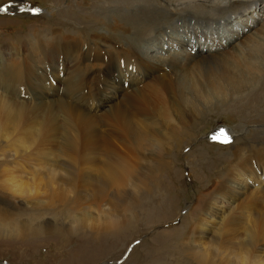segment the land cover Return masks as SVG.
<instances>
[{
    "label": "bare ground",
    "instance_id": "1",
    "mask_svg": "<svg viewBox=\"0 0 264 264\" xmlns=\"http://www.w3.org/2000/svg\"><path fill=\"white\" fill-rule=\"evenodd\" d=\"M116 1V5H113L115 9L121 10L120 7L131 5L132 8H135L134 15L126 14L122 18L114 16L111 18L112 23H109L111 20L108 19V35L98 34V36H94L97 40H88L89 38L82 40L81 37L80 39L67 38L63 44L61 41L53 44V50L49 53L39 52L37 57L40 60L44 61L45 58H49L50 66H57V69L48 74L44 67L38 66V80H32L33 75L35 79L37 77L33 70L40 63L36 56L30 55L28 58L30 65L22 66L13 60L7 63V55L15 57V53L7 52L12 49L11 46L6 47L5 51L0 53L1 66L8 67V71H6L8 76L0 78V98L5 100L4 102L0 101V106H2L0 107V136L8 137L9 129L15 130L17 125L19 126L18 123L26 117L35 120L36 124L33 127L37 136L48 135L51 131L58 136L59 121L62 120L64 135L61 147L64 151H76L82 145L78 138L80 129L85 131V129L96 125L97 120L94 119L99 116L98 112H103L105 122H109L112 129L120 134L122 143L120 145L110 140L106 141L101 136L93 140L92 132L94 130L89 133L90 138L86 136L85 143L89 150H93L96 155L101 154L102 146L103 150H107L109 147V155L102 161V165H99L101 169L95 174L87 173L86 170L90 171V165H93L94 159H98L99 156L89 157L91 156L89 153L83 152V160H77L79 156L70 159L74 167H77L80 183H83L82 188L77 190L83 194V198L80 199L82 202L102 200L110 195V189L114 190L113 197L117 203H113V212L104 210L105 214L100 212V215L94 218L88 209L84 210V212L87 211L85 214L71 212L63 218V225L66 224L71 229L92 225L95 230H90L94 233H97L95 226L102 225V222L106 227L115 229L120 227L121 230L122 226L130 225L131 221L139 218L140 208H142L139 198L134 189H131L130 193L126 192L128 187L125 186L132 183V186L135 187L133 184L134 171L137 169L146 170V168H137V160L132 159L133 156H138L139 152L148 156L145 151L147 145L156 150L158 146L154 142L159 141L164 135H168L165 130L169 124L175 123L176 119H183V122L191 123V117L185 115L186 110H190L193 116L198 119L203 113L197 106L198 102L208 103L214 97L213 102H210L214 104L216 101L219 109L237 106L236 109L245 117L246 121L264 123V117L261 116V110L257 106V102H264V44L261 45L260 41L264 24L260 25L259 30L255 29L259 25L258 20H264V0H184L180 2L174 0L167 1V5L161 7L162 11L174 13L175 16L176 11L182 5L185 10H189L193 8L194 4L198 5L200 1L202 4L207 3V7L209 6L213 10L202 13L200 18L203 23L206 21L211 23V28H216L215 30L221 31V34L215 31L212 36H205L202 39L201 36L198 37L199 31L202 29L199 30L198 26L202 27L201 25L197 24L193 28H189L188 24L195 21L192 15H187L189 11L184 13V19L169 18L168 13L166 16L161 15L154 7L151 8V4H148L150 1L147 0ZM236 8H240L237 11H240L243 18H248L238 20V18L230 17L225 21L224 18L237 12L233 11ZM250 14L254 16H250ZM115 18L117 19L115 20ZM141 18H143V22H139ZM220 21H223L222 24ZM241 24L251 31L255 29L254 32L245 36L242 31L241 35L236 36L234 40L228 39L226 40L228 42L223 43L224 34L240 32L237 26ZM135 25L137 29H134L135 35H133V26ZM155 27H157L156 34L154 33L155 37L147 38L149 32L153 31ZM170 28L171 39L168 40L167 47L164 49V46L160 48H157L160 45L154 46L156 41L158 42L160 39L162 41L164 37H168L167 33ZM179 32L183 34L180 35ZM195 33L198 34L194 35ZM107 36L110 39V44L106 46L105 40L101 37L107 38ZM131 36H134L135 41L133 39L134 42L130 43L128 40ZM237 39L241 40L237 41ZM97 41L99 45L90 46L91 42ZM82 42H84L83 45ZM234 43L236 44L233 45ZM86 44L88 46L84 48ZM116 44H119L118 48L115 47ZM121 44L123 45L121 46ZM229 46L232 47L226 52V55L223 54L220 57L218 54V56L212 54V52ZM156 48L160 50L157 51L158 54L151 55ZM17 56L18 54H16ZM42 56L43 59H41ZM152 57L155 60H152ZM180 58L182 61H179ZM186 58H188V64H183ZM201 59L203 60L199 65ZM122 64L126 69L132 67V73L136 72L135 75L121 76ZM166 66L172 69L171 74L165 73ZM140 69L144 73L141 74ZM27 70L28 73L33 72L30 81L27 79ZM16 73H20L22 79L19 89L16 87L17 82L14 79ZM193 75L194 77H192ZM199 76L202 79H199ZM8 78L12 79V83L8 84ZM195 79L199 80L194 82ZM141 83L146 85L143 90L138 89V85ZM201 83L207 85V94L205 91L202 92L201 88L198 89ZM186 84H191V91L189 87H187L189 91H186L184 86ZM163 94H167V99L161 98ZM31 97L34 100L43 99L44 103L32 104L24 101L30 100ZM127 103L134 106L132 110H128ZM92 113L97 114L93 115ZM88 118H91V121L87 125ZM100 118H102L101 115ZM179 120L174 128L170 129L176 144L184 141V138L180 137L183 136V127L180 126L182 122ZM30 124L32 125V123ZM117 128L120 130H116ZM249 134L252 135L253 132L249 131ZM24 137L26 139H22L23 143L34 139L31 135ZM178 138L183 140L180 141ZM173 141L171 147H173ZM52 143H57V141H52ZM261 144L262 142L249 146L247 143H243L241 146L231 147L235 149V162L227 163L228 170L232 168L225 179L220 178L222 180L217 183L216 190L214 188L215 196L211 197L214 190L203 195L201 193L199 201L203 200V204L207 208L204 209V215L190 229L193 233L198 231L194 243L187 239L181 241L187 248L180 252L185 258L182 257L180 260L177 258L178 263L182 264L181 262L185 259L184 264H264V246L262 245L264 242V186H262L264 184V144ZM257 145L261 146L257 147ZM49 156L47 154V160L45 159L46 167L48 166L47 172H45V174L47 173L46 180L44 182L45 178L42 179L39 174L37 179L33 180L31 188L34 187V191L31 192L33 195L30 193L28 196L30 200L36 199L39 194L46 196L54 193L57 195L56 198L61 195L66 196V190H69V188L66 189L67 183L76 184L79 182L77 175L62 174L59 169L61 166L56 168L55 165L58 164L54 162L55 165H53L54 163L52 164L48 159ZM108 158L113 161H109ZM64 163L68 164L66 161ZM201 164L205 166L203 162ZM67 166L69 169L70 164ZM105 168L106 172L103 171ZM157 168L158 170L163 168L162 162L158 163ZM83 173L86 176L83 177ZM9 174L7 181L12 183L10 185L13 187H18L14 193L28 194L29 190L26 186L28 183L25 185L23 175L18 176L14 172ZM230 174L232 177H229ZM156 175L151 171L148 172V178H154ZM248 178H254L255 184H249ZM139 186L140 184L137 183L136 193L140 191ZM145 188V194L150 192L147 187ZM67 193L69 194L70 191ZM243 196H246L248 202L239 205ZM41 202L35 203L36 207L43 206L45 202ZM50 206L52 203L47 207ZM2 216L3 214L0 213V233L2 234L8 233L14 237V233L17 236H28L29 233L43 232L41 228L43 224L37 222L34 217L27 220L19 219L20 221L17 223H9L2 221ZM54 221L57 223L50 222L49 228L60 229L57 228L62 226L58 223L60 220L55 219ZM251 250L256 252V256Z\"/></svg>",
    "mask_w": 264,
    "mask_h": 264
},
{
    "label": "rangeland",
    "instance_id": "2",
    "mask_svg": "<svg viewBox=\"0 0 264 264\" xmlns=\"http://www.w3.org/2000/svg\"><path fill=\"white\" fill-rule=\"evenodd\" d=\"M147 1H150L148 4H151V8L154 7L158 13L166 16L168 12L166 13L162 11L161 7L167 5V1L174 0ZM177 1L180 2L184 0ZM10 3L16 4L17 7L10 8L6 13H0V53L4 52L6 47L11 46L12 49L7 50V52L10 51L15 53V57L7 55V63L12 62L13 60L14 62H17L16 64H20L22 66H24V64L28 66L30 65L28 59L30 55L37 57L39 52L45 54L52 51L53 44H56L57 41H61V44H63L64 40L67 38L80 39L81 37L82 40H86L88 38V40H97L95 37L98 36V34L108 35L107 22L111 20L109 23H112L113 20L111 18L114 16L122 18V16H126V14L134 15L133 10L135 9L132 8L131 5H126L125 7L122 6L120 7V9L122 8L121 10L115 9L113 5H116V0H0V7H7ZM200 3H198V5L194 4L192 6L193 8L190 7L191 9L189 10H185L183 7L184 5H182L178 8V12L176 11L175 16L174 13H168V17H180L184 19V13L189 11V14L187 15H192L194 17L193 19L196 21L192 24H188L189 28L191 29L197 24L201 25L202 27L198 26L199 30L202 28L200 31L198 30L199 34L195 33L194 35L198 34V37L201 36L202 39L205 36H212L213 33H215L216 28H209L210 23L207 21L204 22L205 24L203 23V20L200 18L203 15L202 13H207L213 9L209 6L207 7V3ZM20 4L26 5L31 14L33 9H38L40 15H31L28 11L27 13L19 12L18 6ZM239 9L240 8H236L233 9V11H237ZM103 12L104 14L106 13V15L102 14ZM250 16L254 15L250 14ZM230 17H232V19L238 18V20L243 18L240 11L224 18V20H227ZM117 18H115V20ZM247 18L248 17H245L243 19ZM143 21V18L139 20V22ZM258 21L259 25L255 29L259 30L261 28L260 25L262 23L264 24V22H262L264 20L259 19ZM220 22L222 24L223 21ZM242 26V24L237 26L240 32H227L224 34L223 37L225 40L222 42H228L226 41L228 39L234 40L236 36L241 35L242 31L245 33L243 35L246 36L248 33L254 32L255 30L251 31L248 27ZM134 29H137L136 25L133 26V35H135ZM156 30L157 27H155L153 31H150L147 38H154ZM170 32L171 28L167 33L169 34L168 37H164L162 41L161 39L158 42L156 41L154 46L160 45L157 48L164 46L165 49L167 47L168 40L171 39ZM216 32L221 34V31L217 30ZM179 34L182 35L183 33L179 32ZM184 36H186V33H184ZM260 37L262 38L260 40L262 42L261 45H263L264 31H262ZM101 39L105 40L104 43L106 46L107 44H110L108 36L107 38L101 37ZM133 39L135 41L134 36H131L128 41L130 43L134 42ZM241 39H237V41ZM81 44L83 45L84 42ZM90 44V46L95 47L96 45H99V42H91ZM141 44L142 43H140V45ZM122 45L123 44H121V46ZM86 46H88V44H86L84 48H86ZM106 46L103 47L106 48ZM117 46H119V44H116L115 47L118 48ZM231 47H221L222 49L212 52V54L216 56L223 54L226 55V52H228ZM157 48L154 49L155 51H153L151 55L158 54L157 51L160 50ZM104 52L105 51L103 50V53ZM16 54H18L17 57ZM152 58V60H155L154 57ZM37 59L40 63H38L33 70V72H36L37 74L36 79L33 75V81L39 79L38 66L44 67L48 74L53 73V71L57 69V66H50V63L48 62L49 58H45L44 61L40 60L39 57H37ZM41 59H43V56ZM202 60L203 59L200 60L199 65L202 63ZM179 61H182L181 58ZM183 62V64H188V58L184 59ZM123 67L124 65L120 70L121 76L135 75L136 72L133 74L132 72H129L128 69ZM171 70L172 69L167 66L164 68L165 73L168 74H171ZM6 71H8V67L5 65L1 66L0 64V78H6L8 76L6 75ZM26 72L27 79L30 81V76L33 72L28 73V70ZM142 73H144L143 70H141V74ZM192 77H194V75ZM14 79L17 82L16 87L19 89L22 84L20 73H16ZM199 79L202 78L199 76ZM199 79H195L194 82H197L196 80ZM7 80L8 84L12 83L11 78H8ZM203 85L201 83L198 89L200 90L201 88L202 92L205 91L206 93L208 91V87L204 83ZM145 86V83H141L138 85V89L140 88L143 90ZM184 86L186 87V91H191V84H186ZM201 86L204 87L205 90H203L204 88ZM166 95L167 94H163L161 98L167 99ZM29 99L30 100L24 101L32 104L39 102L44 103L43 99L34 100L32 97ZM209 99H211V97H209ZM213 99L214 97H212L210 101ZM0 101L4 102L5 100L0 98ZM210 101L208 103H197V106L202 110L201 112H203L198 119L193 116L190 110L185 111V115L191 117V123L188 121L183 122V119L175 120L176 122L178 120L182 122L180 125L183 127V136H180L184 138L182 143L176 144V141H173L170 129L174 128L176 122L171 123L165 130V133L168 135H164L159 141L154 142V144L158 146L156 147V150H153L149 145H147V149H145V151L149 157L145 156L142 152H139V155L136 157L133 156L132 159L137 160V168H146V170L137 169L134 171L135 174L133 178L135 180L133 184H135L136 187L137 183H139L141 192L138 191L136 193V189L132 186V183L125 186L128 187L126 192L130 193V190L134 189L135 194L139 198V204L142 206V208H140L139 218L131 221L129 223L130 225L125 224L122 226L123 229L121 230L120 227L117 229L106 227L101 221L103 226H95V232L97 233L90 230L94 229L92 225H87L86 227L78 229H71L66 224L63 225V218L71 212L85 214L87 211L84 212V210L88 209V212L91 213L94 218H97V216L100 215V212L104 214L106 212H113L114 204L117 203L115 197H113L114 190L112 189V191L110 189V195L104 197V200L82 202L80 199L83 198V194L77 190L82 188L83 183H80L77 167H74L70 159L77 158L79 156L77 160H83V152L89 153V155H91L89 157H94V155L99 156L98 159H94L93 162L95 163L90 165V171L86 170L87 173L92 172L91 174H95L96 171L101 169L99 165L101 166L102 161L109 155V147L107 150H103L102 146L101 154H94V151L89 150L87 143H85L87 137L90 135L89 133L94 130L92 132L93 140H96L97 137L101 136V138H104L106 141H113L117 145L122 144L120 142V134L112 129V125L109 122H105L106 120L103 118V112H98L99 116L94 119L97 120L96 125L85 129V131L80 129L78 138L80 139L82 145L78 148V150L64 151L61 147L64 135V125L62 120L59 121L60 128L58 136L53 131L49 132L48 135L44 134V136H37V132H34L35 130L33 127L34 124H36L35 120L24 117L25 119L18 123L19 126L17 125L15 130L9 129V135H7L8 137L0 136V213L3 214L1 217L2 221H7L9 223H17L20 220H27L34 217L37 219V222L39 221L43 224L41 227L43 232L29 233L28 236H17L14 233V237L8 235V233H0V264H180L177 262V258L179 260L182 257L185 258L180 252L187 248L186 245L183 246L184 243L181 241L183 239H187L190 240L191 243H194L193 241L198 235V231H195L194 234L193 231H190V229L197 223L198 219L204 215V209L207 208L204 206L203 200L199 201L201 193L203 195L214 190L217 183L222 179H225L229 170L232 168L231 167L228 170L229 167L227 163L232 164L235 162V149H232L231 147L241 146L243 143H247L249 146H254L255 144H260L261 142L264 144V123H251L246 121L245 117H243V115L238 112V109H236L237 106H235V108L229 106V109L226 107L219 109L216 101L214 104H212L213 101ZM262 104L264 105V102H257V106L262 113L261 116L264 117V107ZM126 106L128 110H132L134 107H132L129 103H127ZM174 111L177 112L175 109ZM92 114L94 115L95 113ZM100 115L102 118H100ZM196 116L198 117V115ZM90 121L91 118L86 120L87 125ZM30 123H32V125ZM217 125H225L230 128L227 133L233 141L232 145L223 146L219 144L207 143L208 140L206 137L208 133ZM116 130L120 129L117 128ZM249 131L253 132V134L250 135ZM104 132L105 135H103ZM26 135H31L34 139L28 142L23 140V143L22 139H26V137H24ZM55 140L57 143H52V141ZM178 140L181 141L183 139L178 138ZM172 141L173 147H171ZM261 145H257V147ZM169 148L170 150L168 151ZM47 154L51 156H49L50 158L48 157V159H50L52 164L54 162L58 164L57 166L55 163L53 164L56 168L61 166L59 169L62 174L68 173L74 176L77 175L79 182L76 184H68L66 182L68 185L66 189L69 188V190H66V196L61 195L56 198L57 195L54 193L52 195L47 194L46 196L39 194L36 199L34 198V200H30L28 196L32 191H34V187L31 188L33 180L37 179L38 174L42 177V179L45 178L44 182L46 180L47 173L45 174V172H47L46 169L48 166L46 167L47 163L45 161L47 160ZM52 157L53 159L57 158L59 160H53ZM65 161L66 163L68 162V164H65ZM109 161L113 160L110 159ZM159 162H162L163 164V168L160 170L157 168ZM202 162L205 166L201 164ZM69 164L70 168L68 169L67 165ZM103 171L106 172V168ZM149 171L156 173L157 175L154 178H148ZM12 172L18 176L23 175L25 185L28 183L26 185L29 190L28 194L14 193L18 187H13L10 185L12 183L7 181L8 175H10L9 173ZM6 175L7 177H5ZM82 176H86L85 173H83ZM229 177H232L231 174ZM67 178L69 179V177ZM248 179L249 184H255L254 178ZM262 186H264V184ZM143 187H147L150 192L145 194L144 191L146 188L144 190ZM215 190L211 197L215 196ZM67 191H70V193L68 194ZM31 195L33 194L31 193ZM243 197L244 198L239 205L248 202L246 196ZM41 201L45 202H43L44 205L36 207L35 203H40ZM51 203L52 206L47 207ZM55 219L60 220L58 223H60L59 225L62 224V226L57 227L60 229L54 230L53 228H49V226H51L50 222H55ZM103 219L105 220V218ZM137 241H141V243L137 244ZM262 245L264 246V242H262ZM251 251L253 255L256 256V252L254 250ZM184 260L181 262L182 264L185 263Z\"/></svg>",
    "mask_w": 264,
    "mask_h": 264
},
{
    "label": "snow or ice",
    "instance_id": "3",
    "mask_svg": "<svg viewBox=\"0 0 264 264\" xmlns=\"http://www.w3.org/2000/svg\"><path fill=\"white\" fill-rule=\"evenodd\" d=\"M13 7H17L16 4L14 3H10L7 7H0V13H6L10 8ZM18 10L21 13H25L27 12L29 9L26 5L24 4H20L18 6ZM32 14L33 15H38L39 14V10L38 9H33L32 10ZM211 139L215 142H219L222 145H229L231 144L233 141L230 139L229 134L225 131V129L223 127L220 128L219 132L215 133ZM137 244L141 243V241H137Z\"/></svg>",
    "mask_w": 264,
    "mask_h": 264
}]
</instances>
